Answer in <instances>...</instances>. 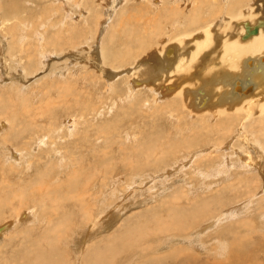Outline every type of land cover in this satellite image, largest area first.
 <instances>
[{
  "label": "rangeland",
  "instance_id": "374dc122",
  "mask_svg": "<svg viewBox=\"0 0 264 264\" xmlns=\"http://www.w3.org/2000/svg\"><path fill=\"white\" fill-rule=\"evenodd\" d=\"M156 1H158V4ZM162 1L165 0H15V2L13 0H0V9H2L0 10V17L15 16L19 17L22 21L36 18V23L39 20L37 23H40L39 26L36 25L34 27L35 29L37 28L35 30L37 33L28 35V39L24 40L29 48H32V46L38 48L35 43L41 40L44 41L45 38L59 29L61 30V34H64L63 31L66 28L67 35H65L66 37L64 36V39H69L73 36L71 35L72 30L79 31L81 28L85 30V32L81 33V37H76L79 44L78 51L79 53L82 52L79 55L80 58L78 57L79 63H76V60L68 61L66 75L67 77L79 78L82 77L83 73L87 74L86 80L78 79L77 83L73 84L77 87L75 88L77 91L73 95H78L77 97L81 99L80 102L78 101L79 103L85 102L88 104V109L93 108V106L99 108L96 111H89L88 113V109L86 111L82 109L81 115L78 111L79 104L62 108L59 106L60 101H55L57 99V92H59L56 84L64 83L73 87V82L69 79H67L69 80L67 82L64 78L65 75L57 70L61 69V66L55 64V60L61 63L65 62L71 47H66L65 50L58 53L51 52L53 49L50 48L45 52L44 57L36 54L35 60L38 66L34 67L33 71H35H32L33 73L26 79L21 78V73L24 68L29 70V67L33 63L28 67H24L17 62L12 63L11 61H9L12 64L10 67L8 65L6 67L0 63V68L4 67L0 69V94L3 93V96L5 95L8 98L11 95L16 102L13 104L12 112L11 109L0 111V186L4 184L0 187V198L12 196L10 200L11 203H14L7 207H0V226L6 222H11L16 217L14 226H10L7 233L0 236V256L5 257L6 254H12L15 259L20 258L22 254L21 250H27L30 244H34L39 236V239L45 242L40 240V245L44 244L45 246V237L53 235L55 232L54 226L59 222V218H61L66 222L64 226L58 227L67 233L61 232L59 234L60 242H57L55 248L58 250L65 249L66 256L65 253L64 256L66 258L62 261L58 257V262L60 264H83L82 260L88 243H94L95 240L96 242H104L106 238L111 239V236L120 234L125 225L129 223L140 222V224H143L145 219L143 216L144 212L148 209L156 212L161 211L163 209L161 205L165 200L170 201L169 197H174V193H178L179 197L176 202L177 207L186 209L193 205H202L204 199L207 201L214 197L215 192H219L222 199L219 205L220 213L225 215L228 209L237 208L239 212L237 211L232 216L235 219L229 220H247L245 224H248L249 228H242L241 222L225 225L226 222H229L228 220L223 223H218L220 221L218 220L215 222L216 226L211 229L205 227L207 224L210 226L209 221L208 223L201 222L202 224L195 226L196 228H189L181 234L178 232L165 234L150 233L145 239L140 241L137 247L129 249L119 246V249L123 251L116 253L114 257L115 264H120V261L121 264H152L150 259L155 255L158 259H162L161 262L163 263L160 264H179L178 261L183 255H174L169 258H166V255L185 248L186 250L183 252L189 254V257H192L190 254L194 255L193 262L196 264H226L225 255L228 256L229 254H227V250L231 251L233 248H239L236 243L242 241L239 237V234L242 233H245L244 235L248 237L245 239L246 241H249L251 237L255 240L254 242L258 241L259 245L256 244L259 247L262 246V249L259 251V254H252L244 261L245 249L246 252L247 249L250 251L252 243L249 241L248 247L245 246V243H242L241 248L244 250L239 256L242 257L245 264H253L255 260L260 262L259 264H264V138H261L256 133V130L261 127L260 118L263 116V113L246 117L243 115L245 109H237L232 112H207L202 115H195L193 113V117L192 112L185 106L183 107L180 91L174 95L160 98L158 91L156 95L155 88L146 86L151 89L149 90L140 88L145 87V85L133 86L129 80L133 75L128 77L127 73H119L120 75L112 81L109 82L107 80V71L111 70V66L104 64L102 55L100 54V57L98 53H100L103 47H106L108 38L111 35H115L117 39L115 45H119V48H124L129 44L135 47L131 42H134L137 37L141 40L143 38L145 41L149 37V26L154 27V22L164 21L162 17H157V12L163 4ZM253 1L251 0L247 3L246 10L251 7ZM166 2L169 1L166 0ZM259 3L262 5L260 1ZM177 4L180 8L184 9L187 5L190 7V2L187 0H180ZM225 4L227 3L222 0L220 18L227 16V5L225 6ZM121 15L124 17H121ZM207 15L205 13L202 15L203 22L200 24L202 29L204 22L209 23L206 19ZM253 16H256L255 10L251 17ZM235 17H237L235 19L237 20L248 16L241 14ZM41 18L43 20L40 22ZM125 18L128 20H125ZM7 19L5 18L7 24L18 23V19ZM82 19L86 21H82ZM95 19L97 20L96 33L93 30ZM121 20L130 25L131 29H135L136 27L137 29L133 30V33L123 32V28H118V25L122 23ZM167 20H165L166 22L164 21V25L170 24L173 18L170 17V20ZM232 22L231 20V24L226 29H222L219 26L220 30H228ZM27 23L25 22V25L29 26V23ZM55 23L57 24L54 25ZM185 24L183 23L179 26ZM88 27H93V29L91 30ZM171 29L172 27L170 28V32ZM202 29L195 30V33L201 32ZM18 33L22 32L19 31ZM22 34L25 35V33ZM16 36L18 37V34ZM48 39L50 38L48 37ZM164 39L167 41H164ZM171 40V35L167 37L161 34L154 38L151 42L152 45H149L144 51L137 52L132 62L127 61L123 64H116V66L121 67H119L118 72L124 68V70L128 69L129 66L139 62V60H144L156 48L161 50L160 46L161 48L164 47ZM157 41L158 43L161 41L163 44L160 42L159 45ZM5 44V42L0 43L1 51H3ZM11 45H14L13 42H10L9 46ZM20 48L24 49V46L21 45ZM243 53L241 56L252 54L249 51ZM8 55L10 54L8 53ZM238 56L240 55L236 57ZM24 62L27 63V60ZM95 65L99 66V69ZM80 66L85 67L81 69ZM54 81H56V84ZM107 86H110L111 90H107ZM48 89H50V98L54 100L53 104L58 105L53 110L55 113L44 110L46 106L45 101L43 102L39 98ZM78 89H82L80 91L82 94L78 92ZM131 90H133L134 96L132 98H127L126 96L125 98L124 95L128 94ZM155 96H157L156 101H154ZM23 100L25 102L24 106L29 109L28 111H23L18 105ZM6 102L8 103L7 99ZM15 108L16 110H14ZM39 110L41 111L39 112ZM248 113L251 112L249 111ZM32 114H36L37 123L30 124ZM230 114L231 116L239 115L240 118L233 122L231 126H226L222 118ZM12 116L18 117L17 122H15ZM53 119L57 125H55L56 127L52 131L49 122H53ZM201 119H204V121L201 122ZM210 119L211 122L213 120L214 123H217L219 127H213ZM83 120H87L91 124V127L85 122L82 123ZM71 121H73L74 126L71 124ZM2 123H4V126ZM25 123L27 128L34 126L36 130L34 129L31 133L24 132L21 134V139L18 136L15 137V135H13L11 140L7 139L12 131V125L15 124L24 128ZM222 127H229L230 131L225 133ZM85 130L89 136L85 141H78L74 139L76 138L75 135L70 136L68 134L71 131H79L77 136L83 137L87 134ZM24 134L26 135L24 136ZM29 134H31L30 137ZM64 134H68V136H64ZM150 134H153V141L151 143L148 142ZM158 135L159 138L157 137ZM217 137H220V142L216 140ZM65 140L68 142L75 140V143H79L80 152L78 151L77 157L80 156L83 159L84 167L88 168L85 170L86 172L87 170L93 172L91 183L88 186L89 196H85L87 198L85 199L94 206L93 214L97 215L96 220L92 221V224H94V227L91 225L93 229L88 224L87 226L85 225L86 221L82 216L80 218L79 204L76 203L75 199L71 198L70 195L65 196L67 193L64 192L66 190L65 186L64 188L62 187L63 189L60 188L59 192L61 195H65H62L63 197L59 201L57 200L59 196L57 198L52 197V200L48 197L46 198L47 200L45 199L46 202L44 201L41 205L42 201L33 194V197H31L32 195L29 192H26V198L28 200L29 195H31L29 202L32 204H29L24 199L23 186L27 187L26 182L34 178L41 170L47 169L51 163L55 167L52 170L53 174L57 173L60 178H53L54 175H51L48 183L51 182L52 185H57L64 182V180L65 182L67 181L73 171L72 169H74L73 167L77 165L73 163V158L65 155L67 151L73 152L72 145L68 150L65 147L59 148L60 145L64 144ZM25 141H27V147L24 146ZM174 142L176 143V147ZM188 142H190V148H185L184 144ZM25 147L26 150H24ZM147 147L153 148L150 151L151 159H155L154 154L156 159L164 155L165 163L154 166V168L149 166V169L135 171V168H132L129 164V160H131V157L139 158L138 160L146 159L147 155L140 154L139 149ZM77 150L74 149V151ZM173 150L175 154H173ZM12 153H16L17 156H12ZM18 153H20V156H18ZM7 155L9 156L7 157ZM9 164L13 167H9ZM130 178L132 179L130 180ZM18 182L19 184H17ZM234 186L241 187V190L238 192L232 190ZM244 187L249 188L242 191ZM100 189L102 190L100 191ZM15 192L18 194L16 197ZM102 196L105 197L102 199ZM20 197L21 200L24 199L23 205L19 203L21 201ZM34 200L35 203L33 204ZM37 200L40 203H36ZM227 201L229 203L226 204ZM44 203L48 205L47 208H45ZM102 205L103 208H101ZM13 207L17 210V214ZM52 207L54 208L52 209ZM58 207L60 210H58ZM67 209L71 211L70 213L73 212L71 215H75L74 217H70V220H67L62 214L64 210L68 211ZM102 209L104 210L102 211ZM112 211L114 212L113 214ZM24 213L32 215L23 216ZM223 214L222 216H224ZM98 220L99 222H96ZM203 220L201 219V221ZM48 221L52 223V226L48 225ZM105 223L106 225H104ZM88 227L90 229L87 230ZM249 229L251 231H248ZM217 233H219L218 236H215ZM202 234H206L207 236L204 238ZM99 239L101 240L99 241ZM109 239L108 241H110ZM62 240H65V242H62ZM217 241H226L229 245L226 247L225 255L223 252L221 256L215 258L212 248ZM114 242L116 241L114 240L112 243ZM34 246L36 247V244ZM217 248L220 249L221 247H218L217 244L215 249ZM59 256H61V253ZM173 259H176V261L174 262Z\"/></svg>",
  "mask_w": 264,
  "mask_h": 264
},
{
  "label": "bare ground",
  "instance_id": "6f19581e",
  "mask_svg": "<svg viewBox=\"0 0 264 264\" xmlns=\"http://www.w3.org/2000/svg\"><path fill=\"white\" fill-rule=\"evenodd\" d=\"M168 1L169 2H166V0L162 1L163 4H162L161 8H159V11L157 12V15H158L157 17H162V19L164 21L167 19L170 20V17H171V18H173V21L171 20L172 22L170 24L167 23L166 25H164V21L163 22L162 21L161 22H159V21L154 22V24H153L154 27L149 26V31H148L149 37L145 41L143 38L141 40L140 38L137 37L134 42H131V44L134 45L136 48L132 47L130 44L124 48H119L118 47L119 45H115V43L117 42L115 35H111L108 38V42H107L108 44L106 45V47H103V49L100 50V53H98L99 56H100V54L102 55V61L104 62V64H109L111 66V70L107 71V75H106L107 80H109V82H110L115 77L120 75L119 73H121V74L127 73L128 77L133 75L132 77L129 78V80L133 86L136 87V86L145 85V87H140V88L149 89V90H151L149 87L155 88L156 89V95H157V91H158V95L160 98L174 95L175 93L180 91V93H181L180 96L182 99L183 107L185 106L190 112H192V114L194 113L195 115L196 114L202 115V114H205L207 112H209V113L214 112L215 113L218 111L232 112V111L237 110V109H245L243 115H245L246 117L255 116V115H259V114L263 113V116L260 118L261 127H260V129L256 130V133L261 138H264V0H254L251 3V7L248 10H246L247 3L251 0H223V1H225V3H227V4H225V6L227 5L226 6L227 10L225 8L227 16H223V18L222 17L220 18V16H219V14L222 12V10H221L222 0H187L188 2H190V7L187 5V6H185V9L180 8L178 6L177 3H179L180 0H168ZM181 1H183V0H181ZM259 1L262 3V5L259 3ZM13 2H15V0H13ZM156 2L158 4V1H156ZM205 8H206V10L204 11ZM215 8H218V9H215ZM210 9H212V10H210ZM0 10H2V9H0ZM16 10H17V8H16ZM254 10H255L256 16L251 17ZM3 13H4V11H3ZM3 13H1V14H3ZM203 13L208 14L206 16L207 17L206 19L208 20L209 23L204 22V26L202 29V26H200V24H202V22H203V20H202L203 19V17H202ZM241 14H244V16L246 14L248 17L235 20L237 18L235 16L241 15ZM121 17H124V16L121 15ZM152 17H154V16H152ZM5 18H8L7 20H10L9 18L18 19V23L13 22L12 24H7L5 22ZM83 19H86V18H83ZM83 19H82V21H86ZM126 19L127 18H125V20ZM35 20H36V18L22 21L19 17H15V16L14 17H0V31H2V33H0V43H3V42L6 43L4 45L3 51L0 50V55H1L0 63L6 67H7V65H8V67L12 66V64H10L9 61H11L12 63L17 62L24 67H28V66H30L31 63H33L29 67V70L24 68L22 73H21V78L26 79L28 76H30V74H32L35 71V70L33 71L34 67L38 66L36 64V60H35L36 54L40 57H44L45 52L50 48L54 50V51L52 50L51 52L58 53V52H61L62 50H65L66 47H71V49H69V54L67 55L65 62L61 63L60 61L55 60L56 61L55 64L56 65L58 64L61 66V69H57V70H59L60 73H63L65 75L64 78L67 82L69 80L73 82L72 83L73 87H70L69 85H66L64 83L56 84V81H54V83L57 85L58 90L60 92V93L57 92V99H55V101L56 102L60 101L59 106L62 108H66L67 106H75V105L79 104L78 105V111L81 114L82 109H85L84 111H86L88 109V104H86L85 102H83L84 104L79 103L81 101V99L77 97L78 95H73L77 91L75 89L77 87L73 84L77 83L78 79L83 80V81L86 80L87 74L83 73L81 75L82 77H79V78L78 77L77 78L67 77V75H66V67L67 66L66 65H68V61L71 62L74 60H76L75 61L76 63H79L78 57H79V55L82 54V52L79 53V51H78V48H79L78 45L79 44L77 42L76 37H78V36L81 37V33L85 32V30L83 28L79 29V31H76V30L71 31L70 30L71 35H73V36L69 39H64V36L67 35L66 34V28L63 31L64 34H61V30L58 28L59 29L58 31H55L52 35L50 34V36H48L50 39H48V37H47V38H45L44 41L41 40L40 42L35 43L38 48H35V46H32V48H29L24 40L28 39V37H27L28 35L30 36L31 34L33 35V34L37 33L35 31V30H37V28L35 29L34 27L36 25L39 26L40 23L37 24L39 22V20L37 19L38 20L37 23ZM42 20L43 19L41 18L40 22ZM231 20L233 21L231 27L228 30L221 31L220 28L222 27V29L223 28L226 29V27H228L231 24ZM25 22H28L29 26H26ZM119 22H120V20H119ZM121 22L122 23L118 25V28H123V32H132L133 30L135 31V29H137V27L135 29H131V26L127 25L125 21L121 20ZM183 23H186V24L183 26H179V25H182ZM56 24L57 23H55L54 25H56ZM144 24H146V23H144ZM96 26H97V20L95 19V22L93 24L94 29H93V27H88V28H90L91 30L93 29L96 33V31H97ZM219 26H220V28H219ZM171 27H172V29L170 32ZM197 29H202V31L195 33V30H197ZM19 31L22 33H25V35H23L22 33H18ZM141 32H142V30H141ZM211 33H212V35H211ZM17 34H18L19 38L16 36ZM161 34L164 36H167V37L171 35V38H172L171 42H167V44H165L164 47H162V48L160 46L161 50H158L156 48L155 51L153 50L151 53H149L147 58H145L144 60H139V62L129 66L128 69L124 70L125 69L124 68L118 72L120 66L118 67V65L116 66V64H123L127 61L132 62L133 59L135 58L137 52L144 51L149 45H152L151 42L153 41V39L160 36ZM27 41H29V40H27ZM164 41H167V40L164 39ZM10 42L11 43L13 42L14 45L9 46ZM157 43H158V41H157ZM161 44H163V43L161 42ZM21 45L24 46V49L20 48ZM153 45H155V44H153ZM246 51H249L252 54H246V55L241 56L242 53L243 52L246 53ZM98 52H99V49H98ZM8 53L10 55H8ZM4 54H6V56H4ZM237 55H240V56L236 57ZM25 60H27V63L24 62ZM80 67L82 69L85 66H80ZM95 67L97 69H99V66L95 65ZM2 68H4V67H1L0 69H2ZM54 69H56V67H54ZM101 69H103V68H101ZM43 73L45 74V72H43ZM67 79H69V80H67ZM66 81H65V83H67ZM146 86H149V87H146ZM107 87H108V88H106L107 90H111L110 86H107ZM51 88H53V87H51ZM50 89L45 90V92H43L39 98H41V100L43 102L45 101L44 103L46 106H45L44 110H47L48 112H54L53 111L54 108L58 107V105L53 104L54 100H52L50 98V95H49ZM82 89H78V92H80ZM132 91L133 90H131L128 94L124 95V97L126 98V96H127V98H132L134 96ZM4 96H3V93L0 94V111L3 109H7V111L9 109H11V112H12L13 104L16 102L14 101V99L12 98L11 95H10V98H8L7 96H5V97ZM69 96H71V97L69 99H66ZM6 99L8 100V103L6 102ZM156 100H157V96H155V98H154V101H156ZM167 101H169V100H167ZM138 103H136V105H138ZM24 104H25V102L23 100L22 102H19L18 105L21 107V109H23V111L24 110L28 111L29 109L27 107H25ZM18 105H17V107H18ZM134 106H135V103H134ZM168 107H169V105H168ZM180 107H181V105H180ZM16 108L14 110H16ZM98 109L99 108L97 106H93V108H89L87 110V113L89 111H96ZM40 111L41 110H39V112ZM249 111L251 113H248ZM29 114H31V113L29 112ZM46 114H48V113H46ZM194 114H193V117H194ZM12 118L15 120V122H17V118H18L17 116H12ZM51 118H52V115H51ZM239 118H240L239 115L231 116V114H230V115L224 116L222 119H223L224 124L226 126H231L233 124V122H235ZM36 119H37L36 114H32V117L30 118V124H34L35 122L37 123ZM73 121H75V120L73 119ZM73 121H71L72 125H73ZM200 121L202 122V121H204V119H201ZM76 122H78V121L76 120ZM83 122H85L86 124H88L89 127H91V124H89V122L87 120H85V121L83 120L82 123ZM210 122H211V119H210ZM211 123H212L213 127H217V128L219 127V125L217 123H214L213 120ZM2 124L4 126V123H2ZM55 125H57V124L55 123L54 119H53V122L52 121L49 122V126L51 127L52 131L56 127ZM35 126H36V124H35ZM34 129H35L34 126L27 128L26 123H25L24 128H21V126L14 124V125H12V129H11L12 131L10 130L11 131L10 136L7 139L11 140V138H13V135H15V137L18 136L19 139H21L22 138L21 134H23L24 132L31 133ZM222 129L225 133H228L230 131L229 127H227V128L222 127ZM41 131H42V129H41ZM85 133H87L86 130H85ZM68 134H70V136L75 135L76 138H74V139H76L78 141L79 140L85 141V139H88V137H89L88 133L85 134L83 137L77 136L79 134V131L78 132L77 131H74V132L71 131ZM68 134H64V136L65 135L68 136ZM25 135L26 134H24V136ZM30 135L31 134H29V137H30ZM7 137H8V135H7ZM157 137L159 138V135ZM216 140L220 142L221 139H220V137H217ZM74 141L75 140L68 142L67 140H65L64 144L60 145V147H59V148L65 147L68 150L70 148V146L72 145L73 152L67 151L65 153V155L73 158V160H74L73 163H75L77 165L76 167L72 166L74 169H72L73 171L71 172L69 178L67 177L68 178L67 181L65 182V180H64L65 183L62 182V183H59L57 185H52L51 182L48 183L50 178H51V175H54L53 178L54 177L60 178L57 173L53 174L52 170H54L55 167H54V164L51 163L48 165L49 167H47V169L41 170L40 172L37 173V175L34 178H31L29 181H27L26 182L27 187L23 186L24 195H25L24 199H25V201L29 202V200L31 199L29 197L33 194L34 196L39 198V200L42 201L41 205L43 204L45 199L48 197L51 199L52 197L57 198L59 196L57 198V200L59 201L61 199V197H63L65 195V194L64 195L62 194L63 196L61 195V193L59 192L60 188H62V187L64 188V186H65L66 190L64 189L65 190L64 192L68 193V194L66 193L65 196L67 197V195H70L71 198L75 199L76 203L79 204L78 210L80 212V214H79L80 218L82 216L84 218V220L86 221L85 225L87 226V224H88L90 226V228H92L91 225H93V227H94V224H92V221L96 220L97 215L95 213L93 214L94 206H92V204L88 200H86L87 198L85 196H89L88 186L91 183V177L93 175V172H89L90 170L89 171L87 170V172H88L87 173L85 171L88 168L84 167L83 159L80 156L77 157V155L80 152L79 151L80 145L78 142L75 143ZM86 141H89V140H86ZM152 141H153V134L152 135L150 134V136L148 137V142L151 143ZM245 141H247V139H245ZM26 142L27 141H25L24 146L28 145V144H26ZM65 142H67V143H65ZM175 142L179 143L177 141H175ZM15 143H17V142H15ZM169 143L171 144V142H169ZM176 143H175V147H176ZM5 145H6V143H5ZM1 146H3V145H1ZM26 147L24 148V150H26ZM184 147L190 148V142L185 143ZM74 149H78V150L74 151ZM152 149L153 148H151V147L139 149L140 154H146L147 155L146 159L138 160L139 158L137 159V158L131 157V160H129V164L132 166V168H135L134 169L135 171L143 170V169H149L151 166H152V168H154V166H158L160 164L165 163V160L163 158L164 155L160 156L156 159L155 154H154L155 159L150 158V151ZM171 150H172V148H171ZM47 153L49 154V152H47ZM173 154H175L174 150H173ZM193 155H195V154H193ZM8 156L9 155H7V157ZM12 156L16 157L17 154L12 153ZM18 156H20V153H18ZM26 159H27V157H26ZM10 160H12V159H10ZM13 160H14V158H13ZM73 163H71V164H73ZM39 164H41V163H39ZM11 165H12V163H11ZM45 165H47V164L45 163ZM33 166H34V164H33ZM9 167H13V166H10V164H9ZM105 168H106V166H105ZM2 172H3V170H2ZM85 173H87V174L84 175ZM106 173H108V172H106ZM106 173H105V175H106ZM68 174H69V172H68ZM133 175H135V174H133ZM20 176H22V175H20ZM131 179L132 178H130V180ZM58 180H60V179H58ZM19 182L17 184H19ZM2 183H4V182H2ZM17 184H16V186H17ZM2 185H4V184H2ZM248 188L249 187H244L242 189V191L245 189H248ZM10 189L13 190L12 188H10ZM7 190H8V188H7ZM101 190L102 189H100V191ZM232 190H235L238 192L239 190H241V187H235L234 186L232 188ZM44 191H45V193H43ZM7 192H9V191H7ZM26 192L27 193L29 192V194L31 193V195H29V197H28V200L26 198ZM10 194H8V195L10 196ZM33 195L31 197H33ZM16 196H18L17 192H15V197ZM173 196L174 197H172V198L169 197L170 201H167L164 199L165 202L161 205L163 207V209L161 211L156 212V211H153L151 209L146 210L143 214V216L145 217L143 224H140V222H135V223H131V224L129 223V224L125 225V227L123 228V230L120 234H117L115 236H111V239L108 238L110 241L112 240V242H113L115 240L116 242L112 243V242L108 241V239L106 238V241H104V242L100 241L101 239H99V241L101 243L96 242V240L94 241V243H88V245L86 246L87 250L84 252V257L82 260L83 264H115L114 257L116 256V253L123 251L122 249H119V246L129 248V249H132L133 247H137L140 244V241L145 239L150 233L165 234V233H169V232H172V233L178 232L179 234H181V233H184L189 228L192 229L193 227L198 226L199 224H202L201 222L208 223L209 221H210L209 222L210 226H208V224H207V226H205V227H207V229H211V228L216 226L215 222L218 220H220V221H218V223L219 222L223 223L224 221L228 220L229 222H226L225 225L226 224H232L234 222H237V223L241 222L240 225L242 228H244V227H246V229L249 228L248 224H245L247 222V220H245V221H243V220H241V221L229 220V219H235V218H232V216H233V214L237 213V211H238L237 208L228 209L226 211L227 214L224 215L222 213L224 215V216H222V214L219 211L220 210L219 205L222 202L221 195L219 192H215L214 197L210 198L207 201H205V199H204V201L202 200L203 201L202 205L201 204L200 205L199 204L193 205V206L186 208V209H182L180 207H177L176 202L179 199L178 193H174ZM11 197L5 198V196H4V198H0V207L1 206H5V207L10 206L13 203V202L11 203V200H10ZM21 197H20V200H21ZM104 197L105 196H102L101 198L103 199ZM24 199H22L19 202L20 205H23ZM105 200H106V198H105ZM37 202L40 203V201H38V200L36 201V203ZM72 202H73V200H72ZM30 203L31 202H29V204ZM34 203H35V200H34L33 204ZM227 203H229V202L227 201L226 204ZM38 206H40V205H38ZM44 206H46L45 208L48 207V205H46L45 203H44ZM76 207H77V205H76ZM115 207H116V205H115ZM53 208L54 207H52V209ZM101 208H103V205ZM11 209H12V207H11ZM104 209H107V208H104ZM104 209H102V211ZM58 210H60L59 207H58ZM14 211H16V214H17V210L15 208H14ZM68 211L64 210V212H62V214L64 215V217L67 218V220H70V217H74L75 215L74 216L71 215L73 212L70 213L71 211H69V212ZM113 211H112V214L115 212V211L114 212ZM29 212H31V211H29ZM110 213H109V215H110ZM141 213H142V211H141ZM25 215H32V214L24 213L23 216H25ZM201 219H204V220L201 221ZM73 220L75 221V219H73ZM14 221H16V217L14 218V220H11V222H6L0 226V236H2L3 234H6L7 230H9L8 228L10 226H14V224H15ZM65 222L66 221L64 219L59 218V222L54 226L55 232L53 233V235L45 237L46 238V245L45 246H44V244L40 245V240H42V239H39L40 236L38 237V239H36V237H35L36 242H34V244L31 243L27 250H21L22 254H21L20 258L15 259L12 256V254H10V255L6 254L5 257L0 256V264H60L58 262V257L60 260L64 261L66 258L65 257L66 251H65V249H63V250L56 249L55 245H57V242H60L59 234L61 232L64 234L67 233L66 231L64 232L62 228L58 227V226H64ZM96 222H99V220ZM48 223H49L48 225L52 226V223L50 221H48ZM102 224H103V222H102ZM104 225H106V223ZM233 225H235V224H233ZM233 225H231V226H233ZM102 227H103V225H102ZM90 228L88 227L87 230ZM92 229H91V231H92ZM201 231H202V229H201ZM241 231H242V229H241ZM248 231H251V230L249 229ZM93 232H94V230H93ZM84 234H85V232H84ZM218 234L219 233L215 234V236H218ZM244 234L243 233L239 234V237L242 240L240 243H236V244H238L239 248H233L231 251L227 250V254L229 253L228 256L225 255V251H226L227 245H229V244H227L226 241L215 242L216 244L212 248L214 250L213 256H215V258L219 257L224 252L223 254L226 257V264H237V263L245 264L244 261L246 259H248V257L250 255L259 254V251L262 249V246L259 247L258 246L259 243H257L258 241L254 242L255 240L250 237L249 241L252 243V245L250 246V251L247 249V252H246V249H245V253H244L245 257H244V261H243L242 257L239 256L240 253L244 250L243 248H241L242 243H245L246 247L249 246V243H248L249 241L245 240L248 237H246ZM202 235H204V234H202ZM205 236H207V235L205 234L204 238H205ZM65 240H62V242H65ZM42 242H44V241L42 240ZM35 244H36V247L34 246ZM217 244H218V247L219 246L221 247L220 249L219 248L215 249ZM236 244H234V245L236 246ZM113 246H115V247H113ZM184 250H186V248L183 250L178 249L176 252H170L169 254L166 255V258H169V257L174 256V255H183V257H181V259L178 261L179 264H196L193 262L194 261V258H193L194 255L190 254V256H192V257H189L188 256L189 254H185V252H183ZM60 253H61V256H59ZM64 253H65V256H64ZM155 256H153L150 259V262L152 264L163 263V262H161L162 259H158ZM126 260H128V259H126ZM173 260H174V262L176 261V259H173ZM259 263L260 262H257L256 260L253 262V264H259ZM120 264H121V261H120Z\"/></svg>",
  "mask_w": 264,
  "mask_h": 264
}]
</instances>
